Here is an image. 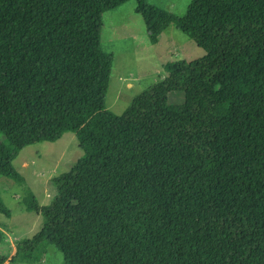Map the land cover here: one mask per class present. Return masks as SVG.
Segmentation results:
<instances>
[{
  "label": "trees",
  "instance_id": "obj_1",
  "mask_svg": "<svg viewBox=\"0 0 264 264\" xmlns=\"http://www.w3.org/2000/svg\"><path fill=\"white\" fill-rule=\"evenodd\" d=\"M128 1L0 0V176L22 184L19 152L65 133L103 147L50 205L27 195L43 225L11 261L48 245L84 264H264V0H192L183 17L135 0L151 44L174 27L206 57L166 63L117 116L95 24Z\"/></svg>",
  "mask_w": 264,
  "mask_h": 264
},
{
  "label": "rangeland",
  "instance_id": "obj_2",
  "mask_svg": "<svg viewBox=\"0 0 264 264\" xmlns=\"http://www.w3.org/2000/svg\"><path fill=\"white\" fill-rule=\"evenodd\" d=\"M191 2L146 0L147 5L176 17H183ZM136 6V1L130 0L113 11L100 14V21L95 24L102 52L112 56L105 106L117 116L124 114L137 96L166 78V63H191L206 57L203 49L174 27L165 30L157 44H151L143 19L135 13ZM183 102L181 93L169 98L172 105ZM11 136L12 132H8L0 137V143L7 142ZM102 149L95 135L78 141L75 134L65 133L56 142L27 146L19 152L12 165L23 183L0 176V199L10 214V217L0 215V256L6 258L4 264H84L79 257L62 254L48 245L34 252L33 262L13 263L11 258L16 253V245L32 238L43 225L41 215L28 212L23 204L27 195L31 193L40 207L50 205L56 195L53 180Z\"/></svg>",
  "mask_w": 264,
  "mask_h": 264
}]
</instances>
